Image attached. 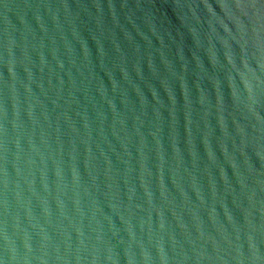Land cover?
Masks as SVG:
<instances>
[{"label": "water", "instance_id": "obj_1", "mask_svg": "<svg viewBox=\"0 0 264 264\" xmlns=\"http://www.w3.org/2000/svg\"><path fill=\"white\" fill-rule=\"evenodd\" d=\"M0 264H264V0H0Z\"/></svg>", "mask_w": 264, "mask_h": 264}]
</instances>
